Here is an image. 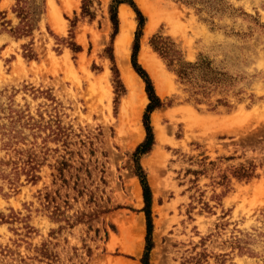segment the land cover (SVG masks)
Listing matches in <instances>:
<instances>
[{"label": "rangeland", "instance_id": "rangeland-1", "mask_svg": "<svg viewBox=\"0 0 264 264\" xmlns=\"http://www.w3.org/2000/svg\"><path fill=\"white\" fill-rule=\"evenodd\" d=\"M133 1L145 15L138 60L163 101L150 116L152 148L140 157L152 188L150 264H264V0ZM87 2L85 12L84 0H0V264H143L133 152L146 136L149 97L132 63L139 20L131 3H119L114 33L112 0ZM28 18L30 30L17 32ZM157 35L184 61H205V91L181 81L155 49ZM127 66L137 73L130 83ZM10 131L24 138L7 149ZM29 155L35 181L20 170ZM249 163L255 175L233 174ZM238 237L249 251L234 247Z\"/></svg>", "mask_w": 264, "mask_h": 264}, {"label": "trees", "instance_id": "trees-1", "mask_svg": "<svg viewBox=\"0 0 264 264\" xmlns=\"http://www.w3.org/2000/svg\"><path fill=\"white\" fill-rule=\"evenodd\" d=\"M124 1L131 3L137 12L139 24H138V29L136 31L134 45H133L132 63L136 71L144 79L146 92L149 97V102L146 106V110L143 116V122H144V126L146 129V136L135 148L133 152V160H134V171L138 175L141 185H142L143 198H144V206L142 209L145 212V217H146V244H145V250H144L141 260L143 264H150L149 252L153 246L152 233L154 229L153 209H152V202H153L152 201V188L149 183L147 173L143 165L140 162V157L143 153L149 151L152 148L155 138H154V131H153V126L151 124L150 116H151V112L156 107L160 106L163 103V101L161 100L160 96L156 92L155 85H154V82L150 74L138 60V51H139V46H140L139 37L141 34L142 27L145 23V15L139 9V7L134 3L133 0H112L110 4V12H111V20L114 25V33L117 32L118 23H119L118 4ZM184 1L188 3L207 2V0H184ZM84 3H85L83 7L84 11L85 12L89 11L90 5L87 2V0H84ZM18 8L21 14L24 12L27 13L25 5L19 4ZM200 8L202 7H199L198 9ZM26 16L27 14L23 15L22 20H24ZM30 27H31V22L28 18L27 21H25L22 25L18 26L19 29L18 28L16 29H17V32H23L21 31L20 28H23V29L25 28V30L28 31L30 30ZM152 41H153V45L155 49H157L160 52V54L167 59L168 64L172 66L173 70H175V72L177 73L181 81L191 84V86L189 87L194 94L203 92L205 91L207 87H209V85L206 83V80H208V78L205 77L207 76V74L205 73L204 77L202 79L200 78V72L210 71L208 70V65L205 63V61H197V62L184 61L181 56V51L175 46V43L173 41L169 40V37L157 35L153 37ZM74 46L76 47L77 45H74ZM109 52H110L109 54H110L111 59L114 61L112 47L109 48ZM204 64L207 66V69L205 71H203L205 67ZM202 65H204V67H202ZM113 68H114L113 70H114V75H115L116 89L118 91L120 88H123L124 85L120 78L119 70L116 64L114 65ZM200 80H203V81L201 82ZM192 86H195V87L197 86L198 88L192 89ZM195 99L199 100L200 98L196 97ZM218 101L222 102L225 100L223 98H219ZM0 126H4V124ZM11 131L8 133L3 132V134L7 135L8 137V140L4 142L5 143L4 148H7V149L11 148L12 144L18 141V139H14V138H18V137L24 138L23 136L19 135L20 134L19 131H15L14 133H11ZM24 162L25 164L22 165L20 170L27 175V179L35 181L39 177V174L37 173L38 165H37V161H35V157L32 155H29L28 158L25 159ZM19 166L20 165L15 164L13 168L16 174L9 180L13 188H15L20 182L19 175H18L20 171ZM233 174L239 178H250L253 175H255V164L254 163H249L247 165L241 164L240 166L234 169ZM236 242H237L236 246L234 245V247H238L241 253L245 251H249L248 245L246 244L247 238L243 239V238L238 237ZM224 255H226V253ZM223 263L224 262H222V264Z\"/></svg>", "mask_w": 264, "mask_h": 264}, {"label": "bare ground", "instance_id": "bare-ground-1", "mask_svg": "<svg viewBox=\"0 0 264 264\" xmlns=\"http://www.w3.org/2000/svg\"><path fill=\"white\" fill-rule=\"evenodd\" d=\"M120 9H121V15H122V19H123V24H122V31H121V33L119 35L118 40H117V51H118L119 54L124 55L125 52H126L125 48L127 47L128 38H129V28H130V26H129V24H130L129 16L130 15L127 12L128 8L126 6L122 5ZM149 18H150L149 19L150 20L149 23L151 25H153V23L156 20L155 15L153 13H151ZM143 56H144V59L150 65L151 69H153L154 73L156 74V77L161 76L163 74V67H162L163 65L161 66V63L159 62V60H157L153 56V54L148 53L147 51H146V53ZM136 75H137V73L133 70V68L131 66H127L125 68V77H126V79H127V81L129 83L132 82L135 78H137ZM158 131H160V130H158Z\"/></svg>", "mask_w": 264, "mask_h": 264}]
</instances>
